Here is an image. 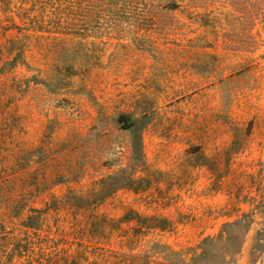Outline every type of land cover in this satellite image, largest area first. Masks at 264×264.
<instances>
[{
  "label": "rangeland",
  "instance_id": "obj_1",
  "mask_svg": "<svg viewBox=\"0 0 264 264\" xmlns=\"http://www.w3.org/2000/svg\"><path fill=\"white\" fill-rule=\"evenodd\" d=\"M0 264H264V0H0Z\"/></svg>",
  "mask_w": 264,
  "mask_h": 264
}]
</instances>
